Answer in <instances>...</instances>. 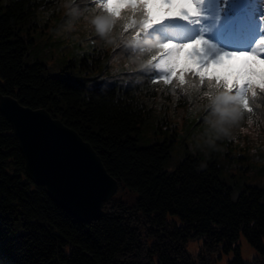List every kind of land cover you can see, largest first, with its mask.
<instances>
[{"label": "trees", "instance_id": "16d2710c", "mask_svg": "<svg viewBox=\"0 0 264 264\" xmlns=\"http://www.w3.org/2000/svg\"><path fill=\"white\" fill-rule=\"evenodd\" d=\"M77 1L0 0V95L75 131L118 191L100 219L77 222L27 178L0 111V264H210L211 254L231 249L227 264H264V80L247 93L251 112L231 90L264 36L261 0L243 7L240 0H203L202 23L185 37L204 27L236 55L202 73L201 58H188L185 47L167 83L162 77L170 74L156 65L168 23L183 11L172 8L179 0H84L102 19L99 43L76 47L73 78L65 68L49 73L37 58L58 47L59 14L65 18ZM156 16L164 19L146 27ZM119 51L130 67L116 62ZM96 70L104 74L100 82L84 78ZM240 235L258 256L241 258ZM189 239L200 243L197 254L186 251Z\"/></svg>", "mask_w": 264, "mask_h": 264}, {"label": "water", "instance_id": "95a60500", "mask_svg": "<svg viewBox=\"0 0 264 264\" xmlns=\"http://www.w3.org/2000/svg\"><path fill=\"white\" fill-rule=\"evenodd\" d=\"M0 111L12 125L27 178L77 222L100 219L118 183L94 149L47 111L24 107L11 96L0 95Z\"/></svg>", "mask_w": 264, "mask_h": 264}, {"label": "rangeland", "instance_id": "374dc122", "mask_svg": "<svg viewBox=\"0 0 264 264\" xmlns=\"http://www.w3.org/2000/svg\"><path fill=\"white\" fill-rule=\"evenodd\" d=\"M83 1L84 0H78L75 5L73 4V6L69 9V12L66 14L67 16L65 15V18L63 16L64 13L61 12L59 14V19L62 21L59 26L60 29H58L52 37L53 42H56L59 45L57 48H54V50L47 49L46 56H38L37 58L38 60H40V62L44 63L48 67L49 73L51 74H56L60 69L65 68V71L63 73H68V77L73 78L72 72H77L79 71V69L78 67H75L72 70L71 66H69V61L74 57V51L76 47L82 48L88 47L90 45L96 46V44L99 43L100 35H102L103 33L100 31V29L103 27L102 19L100 18V15L95 14L94 11L92 12L93 14H90L88 11H86L84 5H81V2L83 3ZM180 1L181 4H184V0ZM186 1L187 3H189V0ZM63 18L65 19L64 21L62 20ZM95 22L97 24L92 25V23ZM96 25L98 28L93 30L92 28H96ZM205 38L211 40L209 37ZM170 40L179 43L178 36H171L167 38V41ZM60 47L62 48L60 49ZM182 50L178 55L177 63L180 59ZM208 50L209 48L206 49L205 54ZM137 58L139 57L136 56L135 60H137ZM114 59L116 60V62L122 63L124 69L126 67H130V65L128 64V58L125 57V54H123L122 51L116 52L114 54ZM86 72L87 75H85L84 78H94L96 75H98V78L95 82H100L104 77V74H98V70ZM260 82H262V80ZM89 83L94 85V81H90ZM178 115L182 116V113L178 112ZM118 195H120V192ZM235 244L239 247L241 258L244 261H249L259 255V252L247 242L243 235L239 236ZM185 249L190 254H197L200 251V243L194 239H189L185 244ZM234 256V249H231L228 252H215L210 256V264H227V261L232 259Z\"/></svg>", "mask_w": 264, "mask_h": 264}, {"label": "snow or ice", "instance_id": "6c2138e0", "mask_svg": "<svg viewBox=\"0 0 264 264\" xmlns=\"http://www.w3.org/2000/svg\"><path fill=\"white\" fill-rule=\"evenodd\" d=\"M139 3L140 0H137ZM189 3L193 5V7L196 9L195 16H200L199 11V5L203 3V0H189ZM225 3H227V0H225ZM180 20L186 21L187 23H191L192 21V15L180 11L179 17ZM164 19L163 16H156L153 20H151L146 27H151L155 24L160 23ZM217 19H219V15L217 14ZM260 20L264 22V16L260 17ZM195 23H199V19L195 20ZM264 44V36H260V38L256 41V48L257 46ZM185 47H191V52L187 53L188 58L189 57H196L199 56L201 58V71L202 73H208V69L212 65H220L225 58H233L236 53L233 52H219L218 55L211 57L208 55H205V51L208 48H213L211 41L209 39H206L203 31L200 35L196 36L195 39L188 40L185 43H175L173 41H169L168 43L163 45V51L160 53L161 59L159 60L158 64L156 65L158 70L164 71L169 73L170 75L167 77H162L164 79L165 83L168 82V80L171 78V74L175 73V70L177 68V58L180 53V51ZM256 48L252 50V57L256 55ZM241 55H244L241 53ZM264 62V60H262ZM216 76V75H215ZM235 80L232 84V91L234 92L233 99L237 100L240 103L241 109L251 112V106L249 104V100L247 97V93L249 91H252L254 88V85H250L249 82L244 78L243 73H235ZM219 78V76H217ZM247 85V87H245ZM259 87L261 90H264V84H260ZM23 119V116L21 117Z\"/></svg>", "mask_w": 264, "mask_h": 264}, {"label": "clouds", "instance_id": "9594fccd", "mask_svg": "<svg viewBox=\"0 0 264 264\" xmlns=\"http://www.w3.org/2000/svg\"><path fill=\"white\" fill-rule=\"evenodd\" d=\"M261 5L264 6V0H261ZM177 7L186 10L185 12L192 15V18H196V9L192 4L186 3L172 6L173 9ZM261 49H264V44L257 46L256 55L246 59L245 66L241 69H237V73H243L244 78L249 82L250 85L258 84L261 80H264V62L257 59V56H264V51H259ZM249 60L251 61L250 63L248 62ZM258 99L264 100V95H260ZM254 106L260 108L259 105ZM249 122L251 123V120ZM219 134L224 135L226 133Z\"/></svg>", "mask_w": 264, "mask_h": 264}]
</instances>
